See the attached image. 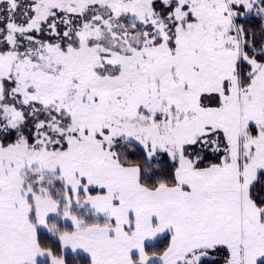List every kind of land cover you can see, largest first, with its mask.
I'll list each match as a JSON object with an SVG mask.
<instances>
[{"label":"snow or ice","instance_id":"obj_1","mask_svg":"<svg viewBox=\"0 0 264 264\" xmlns=\"http://www.w3.org/2000/svg\"><path fill=\"white\" fill-rule=\"evenodd\" d=\"M0 264H264V0H0Z\"/></svg>","mask_w":264,"mask_h":264}]
</instances>
